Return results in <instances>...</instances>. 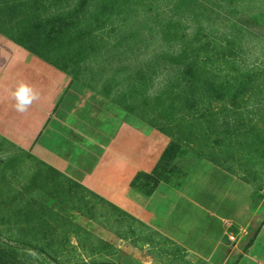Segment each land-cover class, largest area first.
<instances>
[{"label": "rangeland", "instance_id": "374dc122", "mask_svg": "<svg viewBox=\"0 0 264 264\" xmlns=\"http://www.w3.org/2000/svg\"><path fill=\"white\" fill-rule=\"evenodd\" d=\"M0 36L164 134L166 185L200 162L246 182L250 226L218 264H264V0H0ZM16 127L0 125V264H209L9 139Z\"/></svg>", "mask_w": 264, "mask_h": 264}, {"label": "crops", "instance_id": "0c3cea01", "mask_svg": "<svg viewBox=\"0 0 264 264\" xmlns=\"http://www.w3.org/2000/svg\"><path fill=\"white\" fill-rule=\"evenodd\" d=\"M0 45V82L7 88L0 95V125L17 123L6 130L9 139L20 135L19 142L34 143L48 166L195 260H227V235L245 236L252 220L248 184L200 162L179 183L166 185L157 179L166 167L164 134L83 85L53 82L59 72L14 42L0 36ZM21 80L40 94L25 113L7 93ZM22 114L31 123L20 127Z\"/></svg>", "mask_w": 264, "mask_h": 264}, {"label": "clouds", "instance_id": "9594fccd", "mask_svg": "<svg viewBox=\"0 0 264 264\" xmlns=\"http://www.w3.org/2000/svg\"><path fill=\"white\" fill-rule=\"evenodd\" d=\"M39 92L30 84L19 81L10 92L11 98L14 100V108L19 113L28 111L34 101L39 99Z\"/></svg>", "mask_w": 264, "mask_h": 264}, {"label": "trees", "instance_id": "16d2710c", "mask_svg": "<svg viewBox=\"0 0 264 264\" xmlns=\"http://www.w3.org/2000/svg\"><path fill=\"white\" fill-rule=\"evenodd\" d=\"M38 59H40L41 60V58L40 57H38ZM48 65L49 66H51L52 68H54V69H56L57 67L56 66H54V65H51V64H49L48 63ZM113 103V102H112ZM124 111H126V113H128V114H130L129 113V111L128 110H126V109H123ZM148 126H149V124H147ZM223 170V169H222ZM225 171V170H224ZM227 172V171H226ZM229 173V172H228ZM241 180V179H240ZM242 181V180H241ZM244 182V181H243ZM244 183H246V182H244ZM247 184V183H246ZM112 207V206H111ZM114 208V207H113ZM115 209V208H114ZM249 230V232L251 231L250 229H248ZM255 232L253 233V235H252V238H248V240L246 241V244L244 245V247H243V249H246V248H248V247H250L251 246V244H252V242H253V238L255 237Z\"/></svg>", "mask_w": 264, "mask_h": 264}]
</instances>
